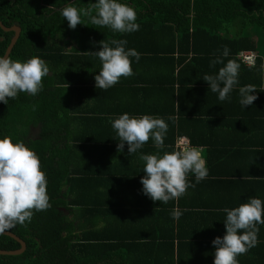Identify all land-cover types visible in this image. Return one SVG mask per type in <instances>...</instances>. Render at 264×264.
<instances>
[{
  "label": "trees",
  "instance_id": "obj_1",
  "mask_svg": "<svg viewBox=\"0 0 264 264\" xmlns=\"http://www.w3.org/2000/svg\"><path fill=\"white\" fill-rule=\"evenodd\" d=\"M67 1L78 9L96 2ZM119 2L135 9L138 31L114 33L108 27L92 24L83 15L82 24L71 29L61 12L52 9L57 7L58 0H0V21L7 27L17 25L22 29L9 57L24 61L37 56L50 69L43 78V89L36 96L21 92L17 98L9 99L8 104L0 102V139L8 135L14 142L22 140L39 156L51 205L46 211H35L30 222L6 230L23 239L27 249L21 255H0V264H174V244L165 234L136 236L132 240L123 231L120 234L121 227L115 230L113 219H124L132 211V201L145 196L141 183L145 173L135 168L145 162L140 159V152L131 164H125L120 161L125 154L123 150L106 146L112 142L111 119L117 116H107L108 112L99 109L96 100L121 83L107 90L96 89L92 96L86 93L85 85L91 82L87 79L98 75L102 68L99 57L92 55L93 51L101 50L99 44L104 35L127 40L125 49H135L140 54L145 70L167 68L168 74L161 77L165 81L161 78L141 81L145 85L159 83L168 91L170 85L178 86L186 93L187 83L194 81L192 68L199 70L197 76L214 75L224 65L212 66L211 61L222 56L227 46L230 52L224 62L235 60L240 65L241 77L247 75L252 79L257 73L256 85L262 86L264 0ZM14 35L0 27V56L5 55ZM66 37L70 39L65 40ZM70 44H73L71 52L67 50ZM244 50L260 54L256 66L247 67L241 62L238 55ZM130 59L137 66L139 61L135 57ZM93 70L97 74L93 75ZM138 73L141 72H133L128 84L133 86L142 80ZM132 78L138 79L133 82ZM181 110L182 99L179 116L183 115ZM179 121H165L168 122L165 147L156 152L149 150L147 154L176 150L177 136L186 135L196 146H209L207 169L217 166L218 154L211 150V142L203 141L201 136L200 128L208 124L188 126L189 133L185 129L187 121L184 118ZM31 126L39 128L37 138L30 137ZM113 135L118 136L115 130ZM147 144L154 145V141L150 139ZM115 164L121 171L113 176ZM20 247L15 239L0 235V250ZM156 250L159 261L151 256L148 263L138 262Z\"/></svg>",
  "mask_w": 264,
  "mask_h": 264
},
{
  "label": "crops",
  "instance_id": "obj_2",
  "mask_svg": "<svg viewBox=\"0 0 264 264\" xmlns=\"http://www.w3.org/2000/svg\"><path fill=\"white\" fill-rule=\"evenodd\" d=\"M103 40L108 42L113 39L109 35H104V38H101V41ZM99 47H102L101 43ZM246 51L249 50L242 52ZM92 56L95 57L94 54ZM131 67L133 72H141L138 74L142 80L134 82L138 78H132L134 82L132 86L128 84L129 77H122L117 83L121 85L96 100L98 108L106 110L107 116H119L124 113L132 116L147 114L163 118L165 121L169 116H176L175 122L183 118L187 121L185 129L188 126L200 127L208 124L200 128L201 136L203 141L211 142V150H215L219 160L217 166L208 167L207 177L198 183L195 176L189 173V183L195 184V187H189L179 200H170L164 204L159 201L153 202L145 195L140 200L132 201V211L126 214L124 219H113L115 230L121 227L120 234L123 231V235L131 236L132 240L136 236L142 238L152 234L162 236L165 234L174 244V264H214L215 247L212 241L216 237L222 238L226 232L224 224L226 213L222 210L238 207L241 203L247 202L249 197H257L264 201V69L262 67V86L256 85L257 73H254L250 79L247 75L241 77L239 72L238 83L229 93V99L220 101L218 93H213L209 84L203 80L204 76H197L199 71L197 68H192L190 72L194 81L187 83L188 92L185 93L178 86L170 85L168 91L160 87L159 83L145 85L141 82L156 80L168 74L166 67L161 66L160 69L149 72L141 66L140 60L137 66L132 63ZM217 73L218 71L215 74ZM94 74H97V70L96 73L93 70ZM94 77L95 75L90 76L87 80L91 82L85 85L88 89L86 93L91 96L97 91L95 83L92 82ZM248 84L256 86L257 90L250 94L258 98L252 105L242 107L239 102V88ZM181 99L183 115L179 116ZM187 130L191 133V130ZM113 131L114 129L111 130L112 142L106 146L116 148L120 141L118 136L113 135ZM192 145L196 146L193 143ZM197 146L206 161V150L209 146L202 144ZM153 149H155L153 152L160 150L146 143L130 155L126 154L128 145L125 143L123 148L125 154L120 161L131 164L140 152L147 154ZM143 166L144 163L135 168L142 170ZM120 171L121 169L115 164L113 176ZM174 208H179L182 213L178 220L173 219L171 215ZM146 226H149L148 229ZM258 227L260 231L257 245L246 254L238 256L239 264H264V225ZM168 231L169 234H166ZM151 256L154 257L152 260L159 261L156 250L155 253L148 252L145 255L146 261L138 260V262L148 263Z\"/></svg>",
  "mask_w": 264,
  "mask_h": 264
},
{
  "label": "clouds",
  "instance_id": "obj_3",
  "mask_svg": "<svg viewBox=\"0 0 264 264\" xmlns=\"http://www.w3.org/2000/svg\"><path fill=\"white\" fill-rule=\"evenodd\" d=\"M60 12L71 29L82 24L81 15L89 17L92 24L108 27L114 33H132L140 27L136 23L135 9L119 0H96L86 9H78L69 3ZM100 43L101 50L93 52L102 62L99 74L94 77L95 86L107 90L119 83L122 77L133 75L130 58L135 57L138 62L140 54L135 49L126 50L127 40L124 39H113L110 43L103 40ZM67 50L71 52L73 49ZM229 52V48L224 46L222 56L211 61L212 66H224L217 74L203 77L210 90L218 93L220 101L228 100L229 93L238 83L240 65L231 59L225 63L223 59L229 56ZM49 73L46 61L40 57L21 61L0 56V102L8 104L9 99L17 98L21 92L36 96L43 89V78ZM256 90L252 84L239 88L242 107L252 105L258 98L250 94ZM168 119L175 122L177 117L169 116ZM111 126L120 141L118 150H123L127 143L130 155L150 139L157 149L165 147L168 124L163 118L124 113L111 119ZM140 159L145 162V175L141 179L143 192L153 202L167 204L170 200H179L189 187H195V184L189 183V173L195 176L197 183L208 175L206 161L198 146L189 145L162 154H141ZM49 199L47 177L39 156L22 140L14 142L11 136L5 135L0 139V234L17 224L30 222L35 211H46L51 207ZM222 211L226 213V232L222 238L216 237L212 241L215 247L214 264H239L238 256L246 254L258 243V225H264V201L249 197L238 207ZM171 215L178 220L182 213L179 208H174Z\"/></svg>",
  "mask_w": 264,
  "mask_h": 264
},
{
  "label": "water",
  "instance_id": "obj_4",
  "mask_svg": "<svg viewBox=\"0 0 264 264\" xmlns=\"http://www.w3.org/2000/svg\"><path fill=\"white\" fill-rule=\"evenodd\" d=\"M0 27L6 31V32H9V31H14L15 32V36L13 37L12 41H11V44L9 45V47L7 48V51L5 53L4 56H10L11 53H12V50L14 48V46L16 45V43L18 42V39L20 37V33H21V28L20 27H17V26H14L13 28H7L1 21H0ZM0 235H5V236H9L13 239H15L16 241H18L20 244H21V247L18 249V250H0V255H13V256H16V255H21L23 254L26 249H27V244L26 242L21 239L20 237H18L16 234L10 232V231H5L3 234H0Z\"/></svg>",
  "mask_w": 264,
  "mask_h": 264
},
{
  "label": "built area",
  "instance_id": "obj_5",
  "mask_svg": "<svg viewBox=\"0 0 264 264\" xmlns=\"http://www.w3.org/2000/svg\"><path fill=\"white\" fill-rule=\"evenodd\" d=\"M238 58L243 62L247 67H252L257 65V60L260 58V54L257 51H246L238 55ZM264 69V63H263ZM264 88V86H263ZM193 146L190 139L186 136H179L176 141V150L182 147Z\"/></svg>",
  "mask_w": 264,
  "mask_h": 264
},
{
  "label": "flooded vegetation",
  "instance_id": "obj_6",
  "mask_svg": "<svg viewBox=\"0 0 264 264\" xmlns=\"http://www.w3.org/2000/svg\"><path fill=\"white\" fill-rule=\"evenodd\" d=\"M67 1V0H66ZM70 3V1H67V2H65V0H58V4H57V7H54V8H52L54 11H60V9H62L64 6H66V5H68ZM51 14H53L54 15V12H51ZM2 22V21H1ZM3 23V22H2ZM6 26V25H5ZM14 26H17V25H14ZM14 26H11V27H7V28H13ZM17 27H19V26H17ZM21 28V27H20ZM6 32V31H5ZM9 32H14V31H9ZM21 32H22V29H21ZM15 33V32H14ZM20 35H21V33H20ZM15 36V35H14ZM13 36V37H14ZM13 37H12V39H13ZM12 39H11V41H12ZM65 40H69L70 38L69 37H66V38H64ZM10 44H11V42H10ZM9 44V45H10ZM75 45V44H74ZM9 47V46H8ZM67 48H71V49H73V44H70V45H68L67 46ZM13 51V50H12ZM30 137L31 138H33V137H38V134H39V128L38 127H33V126H31L30 127Z\"/></svg>",
  "mask_w": 264,
  "mask_h": 264
}]
</instances>
